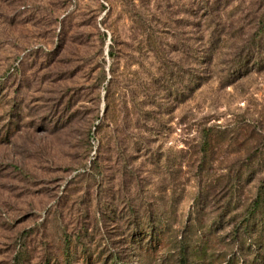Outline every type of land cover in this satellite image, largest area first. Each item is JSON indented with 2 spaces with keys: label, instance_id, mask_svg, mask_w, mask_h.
Listing matches in <instances>:
<instances>
[{
  "label": "rangeland",
  "instance_id": "rangeland-1",
  "mask_svg": "<svg viewBox=\"0 0 264 264\" xmlns=\"http://www.w3.org/2000/svg\"><path fill=\"white\" fill-rule=\"evenodd\" d=\"M260 193L264 0H0V264H264Z\"/></svg>",
  "mask_w": 264,
  "mask_h": 264
},
{
  "label": "trees",
  "instance_id": "trees-1",
  "mask_svg": "<svg viewBox=\"0 0 264 264\" xmlns=\"http://www.w3.org/2000/svg\"><path fill=\"white\" fill-rule=\"evenodd\" d=\"M197 79V76H196ZM196 81V80H194ZM197 81L194 83L196 84ZM206 132V140H204V146H206V148L211 147L212 146V140H211V135L210 132H208V130H205ZM263 207H264V194L260 193L258 194L257 198L252 202L251 206L246 208V213L248 214L247 220L251 217H257L258 215H260L263 212ZM262 217L261 215L259 216V218ZM258 226L259 227H263L264 226V220H260L258 222ZM154 239V238H153ZM156 239V238H155ZM157 241H159L158 239H156Z\"/></svg>",
  "mask_w": 264,
  "mask_h": 264
}]
</instances>
